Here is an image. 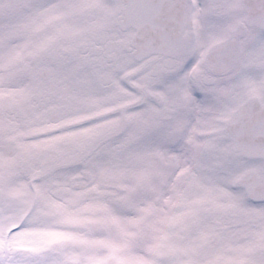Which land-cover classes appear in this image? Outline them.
Masks as SVG:
<instances>
[{
    "label": "snow or ice",
    "instance_id": "1",
    "mask_svg": "<svg viewBox=\"0 0 264 264\" xmlns=\"http://www.w3.org/2000/svg\"><path fill=\"white\" fill-rule=\"evenodd\" d=\"M0 264H264V0H0Z\"/></svg>",
    "mask_w": 264,
    "mask_h": 264
}]
</instances>
